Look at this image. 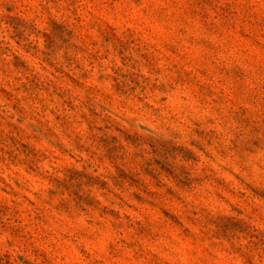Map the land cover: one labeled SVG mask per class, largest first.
I'll use <instances>...</instances> for the list:
<instances>
[{
  "label": "rangeland",
  "instance_id": "374dc122",
  "mask_svg": "<svg viewBox=\"0 0 264 264\" xmlns=\"http://www.w3.org/2000/svg\"><path fill=\"white\" fill-rule=\"evenodd\" d=\"M0 264H264V0H0Z\"/></svg>",
  "mask_w": 264,
  "mask_h": 264
}]
</instances>
